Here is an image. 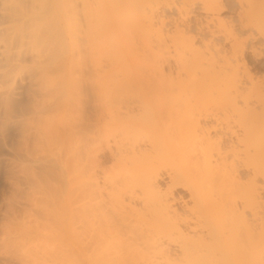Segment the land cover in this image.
I'll return each instance as SVG.
<instances>
[{"label":"bare ground","instance_id":"6f19581e","mask_svg":"<svg viewBox=\"0 0 264 264\" xmlns=\"http://www.w3.org/2000/svg\"><path fill=\"white\" fill-rule=\"evenodd\" d=\"M108 1L109 0H107V2ZM185 1L184 4L181 5H187L188 2ZM203 1L206 2V0ZM218 1L221 0H211L210 3L208 2L209 4L207 3L208 5L205 9H208L207 11L210 12H219L220 10V12H222V10L224 11L225 8L223 9V4L221 5ZM109 2L110 3H108V5L111 4V1ZM157 2L158 1L154 0H114L112 2L111 8L113 12L116 13L115 16L118 15L121 26L123 27L124 36H122V33L121 40L123 38L125 40H122L123 45L121 47L124 48L122 49L124 50L123 52H125L126 50L124 54H126L127 57L130 58L133 55L138 57V55H140L136 52L137 46L135 42L133 44H130L131 42H133L132 40L130 42V38H133V35L139 33L143 35L145 33L142 31L152 30L153 28H155L154 14ZM83 4L88 9V0H84ZM108 5H106L107 9H109ZM189 5L190 4H188V6ZM77 6L78 4L76 0H0V34L5 37L4 42L5 40L8 41L9 46L12 48L7 51V46L5 44L6 49L3 51L4 56L7 55V60L9 61L10 59L9 62H13L11 60L14 59L15 61L16 59H18L17 61L19 62V58L21 56H31L33 60L36 61L39 65H43L42 63H46L41 68L39 66L41 70L39 71L38 78H42V80L49 77L52 72L55 73L56 71L58 73L62 71L63 66H65V69H68L67 74L71 75V66L75 56L73 51L74 36H72L71 34L63 35V33H65V28L68 30L72 29V23L74 22V20L76 22L77 19H75V17L76 15H78ZM111 8L109 10H111ZM249 9H251V7L248 8V10ZM147 10H149V13L152 15L147 14ZM181 19H183V17ZM220 22L222 23V25H220L223 26V21ZM80 28H78L79 31ZM178 28H180V26ZM86 30L90 31V28ZM86 30L85 32H87ZM185 31L184 28L183 30L178 29L177 33L175 34L176 36H173L170 40L164 38L165 36L163 35V37L160 31L158 32L156 39L153 40V46H151V43H145L144 45V48L149 53H153L154 75L162 77V79L170 74L171 76L175 74L177 76V79H181V77L185 75L189 79V81L185 83L183 78L185 84H183L182 82L179 84H175L174 81L165 82L164 80L159 82L157 85L154 84L155 86H153L152 94L154 116L151 119V122L150 119L148 120L147 116L145 117L144 115H142V113L144 114L146 112L145 108L148 106L147 104L150 102L151 96L145 92H142L145 88L142 87L140 88V93L138 92L136 95H133L131 101L130 99L129 101H127L126 98H128L129 96H127V94H129V92L131 91L130 88L134 87L133 82L129 83V81L128 85L130 88H128L127 85L120 86V88L124 87L122 89L119 88L121 91L124 90L122 92H119V89L118 92L113 91L112 93H110L109 91V93H104L102 91L87 92L84 94H80L79 97H77L76 102L74 103V118L72 126L70 127L74 141V150L72 157L74 159L73 166L75 175V180L73 181L75 182L73 190L75 192V202L74 209L72 210L74 211V219L72 220H75V225L74 223H72L74 225V251H72V253L74 252V255L72 254L74 257L72 264H264V244L258 242L253 245L254 248L256 247L260 251L257 252L258 249L255 250L256 254L252 258V260L250 258V260L244 258L243 260L238 261L236 254L237 247L235 246V244L238 245L240 243V245L238 246H241L243 250H245L246 248L248 249L249 245H246L245 243H243V241L239 243H237V241L236 243L234 242L236 238L233 239V236L234 234H236V231L240 229L235 230V227H233L232 225L233 230H235L234 232L232 228L228 227L230 224H225L226 227L223 226V224L221 226L219 225L220 223H218L219 220L217 209L214 208L215 206L213 207L214 209L211 207L213 203L209 205L211 202L208 203L207 199L205 198L203 190L201 188L202 184H200L199 181L202 178L201 176H203L202 173L199 172V167L206 166L205 169L208 168L210 171L220 170V173L222 171L226 183L228 184V186H230V188L235 185L237 186V184L240 182L239 180H242V178L238 176L239 173L237 174L240 168L237 169L238 167L235 166L234 162H229V159H231L230 157L234 158L241 152L248 157L252 154L251 158L254 157V154L256 152L257 154L262 153V155L264 156V140L259 141L258 139H256L257 141H259V144L256 143L258 144L256 148V144L254 143V141H256L255 137H253L254 141H252V137H249L251 136V134L252 136H255V134L252 133L250 129H248L250 125L247 128V124H245V128L250 131L247 130L244 133V137L242 139L241 137L240 139H238L236 145L234 144L230 146V148H223L221 146V138H219V140L213 139L211 129L201 124L202 117L205 114H202V111L198 108L197 100L199 101V98H201L202 95L198 98L195 97V100H191L195 103L191 101L187 103L185 107L186 109L184 110L186 111L184 113H187V116L186 118L182 116L185 119H181L182 121L185 120L187 124L183 121L186 124V128L185 132L183 131V134H181L182 136L184 135L183 137L179 134L181 138L180 140H178V143L172 138V135L168 136V134H165L162 131V127L157 126L160 125V123L158 122H160V120H163L164 117H167L169 118L168 120H170L173 116L171 110L169 109L170 107H168L167 109L163 104L165 96L171 94V92L173 93V91H175L176 89H180L182 91L180 92L181 94L184 93V90H186V93L189 92V95H197L198 93H200V91H203V86L207 81H204L203 84V82L199 80L200 78L198 79V76L204 74V71L208 68H206V65L210 67L211 65H213V63L217 62V60L215 59V55L213 54V51L210 47L206 46L204 47V50L195 48V39H192L190 37L186 38L187 33ZM228 33L230 34L232 32H227V34ZM144 36L148 37V35ZM233 36L231 38H233ZM81 39L83 38L81 37ZM81 41L83 42V40ZM140 43L142 44V42ZM243 47L245 49V46ZM132 49L135 50L136 54L135 52H131ZM236 52L238 51L236 50ZM233 56L232 58H234ZM173 59L176 61V63H178V65L175 64V70L174 66L172 65ZM126 60L127 59H125L124 62ZM132 60L136 62L135 59L132 58ZM229 60L230 59H225L223 64H216L214 69L216 71L213 72L220 75L225 74L224 76L226 78V75L228 74L227 69L229 70L230 67H232V73L230 71L231 75L228 74L230 76V80H228L229 77H227L228 79H224V81H229V83L227 82V85L222 84L223 79L220 78L222 79L221 84L225 86V92L227 91V94L231 98L235 92L239 91V85H237L239 83L236 80V78H239V74L234 70L232 63ZM15 61L14 63H17ZM167 70H169V74H167ZM236 72L237 75L235 74ZM3 74L5 73H0V79H2V77L4 76ZM129 78H131V76ZM213 79H215V77L210 80L215 82V80ZM151 80H154V78ZM212 81H210V85L214 84ZM123 84H126V82H124ZM216 85L217 84L215 83L214 86ZM207 87L211 88V86L209 85ZM220 88L218 86V89ZM206 89L205 91H203V93L205 92V94H207ZM217 93L218 92L216 91L215 94ZM212 97H214L213 94ZM249 98H247V102ZM203 99L204 98H202V100ZM241 99L243 100L244 98L242 97ZM125 100L127 102H125ZM224 100L226 101V99ZM216 101L218 100L216 99ZM206 103L204 102V104ZM225 104L227 103H224L223 105ZM208 110H206V112ZM210 114L208 112V114L205 115L206 118H209ZM259 119L261 120L262 118L260 117ZM260 120L259 123L261 122ZM217 121H219V119ZM263 121L264 120L262 119L261 123H264ZM147 122L149 125L147 124ZM152 122L153 125L150 129V124H152ZM237 124L243 126L244 123ZM170 126L171 125L169 123V128ZM166 128L167 130H170L168 129V127ZM241 128L244 127H240V129ZM260 130L261 127L259 128V134H263L264 129L262 130L263 133H261L262 131L260 132ZM250 132L251 134L249 135ZM179 133H181V131ZM257 134L258 132L256 133V138L264 135ZM178 149L179 151L176 152V150ZM172 150H175V156L178 153L179 157L181 155V158L189 163L190 168L188 171L183 172L176 171L177 169H174L175 171L172 172V168L170 172L167 171L165 173L162 171L163 161H166L168 158L170 159L171 157H174ZM252 150L255 151L254 154L252 153ZM179 152H181V154H179ZM256 156L254 157L255 159L253 158L254 160H256ZM248 157V160L251 159ZM253 159L251 161H253ZM107 161H111L113 163L111 164L113 166L110 169L105 167V163ZM251 161V164H243L245 165L244 167H246L247 165V168L245 170L247 171L248 169V171L250 172V176L253 175L254 178L257 179L256 176L259 175L261 171H264L262 164V162L264 163V161L256 160V162L253 163ZM236 162H238L237 159ZM197 171L199 173H197ZM198 174L201 175L200 179L196 177L199 176ZM254 178H251L253 186L251 185L252 187H250V189L247 191L248 193L246 192L244 196V209H246L247 207H251L250 205H252V203H257L259 200V193L257 192L258 188L255 185ZM161 182H164L166 187L162 188ZM207 185H209L210 187V185L212 186L213 184L209 183ZM261 187L264 188V186ZM181 189L186 191V193L188 194L190 203L187 202L184 203V206L177 207L176 205L178 199L177 197H175V191ZM214 192L218 193L216 189ZM228 194L230 196V193ZM219 195L218 197H221L222 199V196ZM233 197L237 198V196ZM233 197L230 203L228 202L229 204L227 202L225 203L227 204L226 210L224 207L221 208V211L222 209H224V211L222 212L225 213V215L234 216L235 220L238 221L237 224H239L240 222L239 225L244 228V236L252 237V234L255 233L254 229L256 228H253V225L250 224L247 220L245 210L243 208V211L239 212V208L235 206L236 202H232ZM238 198L240 197L238 196ZM236 201L238 202V200ZM220 204H222V202ZM261 221L262 223L259 227L261 231L258 235L260 236V238L262 237V235L264 236V219H261ZM62 237H60L59 239H62ZM232 242L235 244L233 245ZM61 246L62 245H60V247ZM68 251H71V249ZM249 255L251 254L249 253ZM64 256L62 257L64 258ZM66 258L67 257H65V260H62L61 258L60 264H68L69 262L67 263ZM68 258L70 257L68 256ZM246 258H248V255Z\"/></svg>","mask_w":264,"mask_h":264},{"label":"rangeland","instance_id":"374dc122","mask_svg":"<svg viewBox=\"0 0 264 264\" xmlns=\"http://www.w3.org/2000/svg\"><path fill=\"white\" fill-rule=\"evenodd\" d=\"M76 1L78 4V15H76L75 19L77 20L76 22L74 20V22L72 23V29L68 30L65 28V33H63V35L71 34L72 36H74L73 51L75 56L71 66V75L67 74L68 69H65V66H63L62 71L58 73L56 71L55 73L52 72L53 74L51 73L49 77L42 80V78H38V74L41 70L40 68L46 63H42L43 65H39L36 61L33 60L31 56H21L19 58V62L17 61L18 59H16V61L14 59L11 60L13 62H9L10 59L9 61L7 60V55L4 56L3 51L6 49V46L7 51L12 48L9 46L8 41L5 40L4 42L5 37L0 34V73H5L3 75H6L5 77L3 76L2 79H0V264H60L61 258L62 260H65V257H67V263L69 262L68 264H72L74 257V252L72 253V251H74L73 232L75 225V220H72L74 219V211L72 210L74 209L75 202V192L73 191L75 183L73 181L75 180V175L73 166L74 159L72 157L74 150V141L70 127L72 126L74 118V103L76 102L77 97H79L80 94H84L87 92H118L120 86L125 85L130 88L128 85L129 81V83L133 82L134 87L130 88L131 91L129 92V94H127V96L129 95L128 98H126L127 101H129V99L131 101L133 95H136L138 92L140 93V88L142 87H145L142 92H145L151 96V100L147 104L148 106L146 105L147 107L145 108L146 112L143 111L145 113H142V115H144L145 117L147 116L148 120L150 119L151 122V119L154 116L152 95L153 86L157 85L163 80L165 82L174 81L175 84H179L181 82L185 84L187 83V81H189V79L185 75L181 77V79H177V76L175 74L172 76L171 74L168 76L166 75L167 77H165L164 79H162V77L154 75L153 53H149L144 48V45L145 43H151V46H153V40L156 39L158 32L160 31L161 35L165 36H163L164 38L170 40L173 36H176L175 34L177 33L178 29L183 30L184 28L185 31V29L187 28L185 31L187 33L186 38L190 37L192 39H195L194 47L197 49L204 50V47H210L218 63L212 62L213 65H211L210 67L206 65V68L208 67V70L206 69L204 71V74L198 76V79L200 78L199 80H201L203 84L204 81L207 80L203 86V91L208 88V85L213 88H208L209 90L206 89L207 94L209 95L205 94V92L203 93V91H200L201 94L198 93V96L196 94L195 96H193V94L189 95L188 91V93H186V90L184 89H182L184 90V93H182V95L180 93L182 91L180 89H176L175 91H173V93L171 92V94L166 95L165 99L163 100L164 106L167 109L168 107H170L169 109L171 110L173 115L172 119L168 120L169 118L164 117L163 120H160V122H158L160 123V125L157 126L162 127V131L165 134H168V136L172 135V138L178 143V140H180L181 138L180 136H182L181 134H183V131L185 132V125L187 124L185 120L183 121L186 122V124L181 120L185 119L187 116V113H184L186 112L184 111L186 109L185 107L191 100H195V97L198 98L202 95L201 98H199V101L197 100V106L202 111V114L207 115L208 112L209 114H211L209 118H206V116L204 115L202 117L201 124L211 129L213 139L219 140V138H221V146L223 148H230V146L234 144L236 145L238 139H240V137L242 139L244 137V133L248 129H250L251 132L255 134V136H252L251 132L249 133V135L251 134V136L249 137H252V141H254L253 137H255V140H264V123H261L262 119L264 120V112H262L264 111V96H262L264 95V0H221L218 2L221 5L223 4V9L225 8L224 11L222 10V12H220L221 10L219 12H210L207 11L208 9H205L207 8V5L211 2V0H206V2L203 0H154L158 1L157 6L155 7L154 14L155 28H153L152 30L142 31L145 33L143 35H141V33L133 35L135 41L133 40V38H130V42L131 40L133 41L130 44H133L135 42L137 46L136 52L140 54L138 55V57L133 55L134 57L132 56L130 58L127 57L126 54H124L126 50L125 52H123L124 50L122 49L124 48L121 47L123 45L122 40H125L124 38L121 40V34L123 33L122 36H124V32L118 15L115 16L116 13H114L111 8V4L114 0H109L111 1L110 5H108V3L110 2H107V0H88V9L83 4L84 0ZM184 1L188 2L187 5H185L186 8L184 5H181L184 4ZM188 4H190V7L188 6ZM106 5H108V8H111V10L107 9ZM247 7H251V9L248 10ZM183 8H185L186 10ZM243 9L247 11H244ZM146 12L147 14L152 15L149 13V10H147ZM182 17L183 19H181ZM220 21H223V26H221L222 23ZM179 26L180 28H178ZM78 28H80V31ZM89 28L90 31H87L86 29ZM85 30L87 32H85ZM226 31L232 33H228V35ZM144 35H148V37H145ZM232 36L233 38H231ZM81 37L83 39H81ZM81 40H83V42ZM140 42H142V44ZM241 45L245 46V49ZM236 50L238 52H236ZM139 51H142L143 54ZM131 52L133 53L135 52V50L132 49ZM232 56L234 58H232ZM132 58L135 59L136 62H134ZM123 59L127 60L124 62ZM225 59H230L229 61L232 63L234 70L239 74V78H236V80L239 83L237 85H239L238 88L240 92H235L232 96L233 98H230V96L227 94V91L225 92V86L222 85H227L229 83L228 80H230V76L228 74L231 75L232 67H230L229 70L227 69L228 76L226 75V78L224 76L225 74L220 75L214 73L216 71L214 70L215 65L219 63L223 64ZM14 61L17 63H14ZM172 63L175 70L178 63H176L174 59ZM237 72L235 73L236 75ZM167 74H169V70H167ZM130 76L131 78H129ZM213 76L215 77V79H213L215 80V82L210 80L214 78ZM227 77H229V79ZM153 78L154 80H151ZM183 78L185 83L183 81ZM220 78L223 79L222 84V79ZM224 79L228 80L224 81ZM210 81H212L214 84L210 85ZM124 82H126V84H123ZM215 83L217 84L216 86H214ZM218 86L219 88H222L218 89ZM214 88H216L217 90ZM120 89L119 92L124 91H121ZM216 91L218 92L217 94H215ZM211 93L215 98L212 97ZM235 94L238 96H236ZM242 97L244 98L243 100L241 99ZM246 97L249 98L248 102ZM202 98L204 99L202 100ZM223 98L226 99V101ZM168 99L171 100L169 101ZM216 99L218 101H216ZM126 100L125 102H127ZM204 102L206 104H204ZM224 103L227 104L223 105ZM209 104L211 105V107ZM202 108L205 110H203ZM150 110H152L153 112ZM206 110L208 111L206 112ZM182 116H184L185 118ZM217 117L219 121H217ZM260 117L262 118L261 120L259 119ZM259 120L261 121L260 123ZM169 123L171 125L170 128ZM237 123L244 124L243 126H240V124ZM245 124H247V128L250 125L248 129L245 128ZM150 125L151 129L153 122ZM166 127H168V129L170 130H167ZM240 127H244L245 131L244 128L240 129ZM260 127V132L263 130L261 132L263 134H259ZM179 130L181 131V133H179ZM255 132H258L259 135H263L261 136L262 138L260 136L256 138ZM256 141H254V143L259 144V141ZM258 144H256V148ZM253 150L252 153L254 154L255 151ZM172 151L171 152L174 154V157L172 158L171 156H168L171 158H168L169 160L167 159L166 161H163L162 171L165 173L167 171L170 172L171 168L173 169L172 172H174L176 169V171H188L190 168L189 163L181 158V155L179 157L178 153L175 156V153L179 151V149L176 150V152L175 150ZM241 153L236 156H239L238 158L230 157L231 159H229L230 163H235V166L238 167L237 169L240 168L237 174L239 173L238 176L242 178V180H239L240 182L237 184V186H233L234 189L233 187H231V189L230 186H228L223 176V172L221 171L220 173V170L210 171L208 168L205 169L206 166H201L202 169L201 167H199V172H201L203 176H201L200 174H198L199 176H196L199 179L202 177L199 181L200 184H202L201 188L203 190V194L208 203L211 202L209 205L213 203L211 207L213 208L215 206L214 208L217 209L219 220L218 223H220L219 225L221 226L223 224V226L226 227V225L230 224L228 227L232 228V230L233 227H235V230L240 229L236 231V234L238 235L234 234L233 239L236 238V240L233 241L235 243L236 241L237 243L243 241V243L249 245L250 247L249 248L248 246H246L248 247V249L246 248L245 250H243L241 246H238L240 245V243L236 245L232 242L233 245L235 244V246L237 247L236 254L238 261L243 260L244 258L252 260V258L256 254L255 250L258 249L256 247L254 248L255 243L258 242L264 244V236L262 235L261 238L260 236H258L261 231V229L259 228L262 223L261 219H264V188L261 187L264 186V171H261V173L256 176L257 179H255L253 175L250 176V172L248 171V169L247 171L245 170L247 168V165L256 155H258L256 156V160L258 161H264V156L262 155V153L257 154L256 152V155L254 154V157L251 158L252 154L248 157L244 153ZM179 154H181V152H179ZM247 157L251 159L248 160ZM236 159L238 162H236ZM254 159L253 161H251L252 163L256 162V160ZM243 163L247 164L246 167H244L245 165ZM111 164H113L111 161H107L105 163V167L110 169L113 166ZM262 164L264 170V163L262 162ZM199 172L197 171V173ZM251 178L255 179V185L257 186V192L259 193V200L257 203H252V205L254 204L253 206L250 205L251 207H247L246 209H244V196L250 189V187L253 186ZM209 183L213 185H210L209 187V185H207ZM161 187H166L164 182H161ZM215 189L216 191H218V193L214 192ZM228 193H230V196ZM218 195L222 196V199L221 197H218ZM233 196H237V198H234ZM238 196L240 198H238ZM175 197H177L178 199L176 205L177 207H182L185 205L184 203L187 202L190 203L188 194L182 189L175 191ZM232 197V202H236L238 204L237 205L235 203V206L239 208V212L243 211L244 209L247 220L250 224L253 225V228H256L254 229L255 233L253 232L255 235L252 234V237L244 236V228L239 225L240 222L239 224H237L238 221L235 220L234 216L225 215V213L222 212L224 211V209H222L221 211V208L224 207L226 210L227 204L225 203H230ZM235 199L238 200V202ZM221 202L222 204H220ZM227 216H229L230 218ZM72 223H74V225ZM235 230L233 231L235 232ZM60 237H62V239H59ZM60 245L62 246L60 247ZM70 249L71 251H68ZM259 251L260 250L258 249L257 252ZM249 253L251 255H249ZM247 255L248 258H246ZM62 256H64V258ZM68 256L70 258H68Z\"/></svg>","mask_w":264,"mask_h":264}]
</instances>
